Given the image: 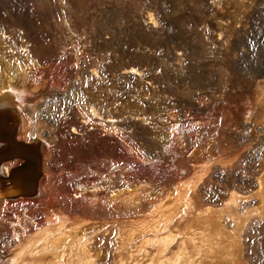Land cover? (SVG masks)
Here are the masks:
<instances>
[{
  "label": "rangeland",
  "instance_id": "rangeland-1",
  "mask_svg": "<svg viewBox=\"0 0 264 264\" xmlns=\"http://www.w3.org/2000/svg\"><path fill=\"white\" fill-rule=\"evenodd\" d=\"M3 90L50 193L0 204V264H150L208 210L264 264V0H0Z\"/></svg>",
  "mask_w": 264,
  "mask_h": 264
},
{
  "label": "bare ground",
  "instance_id": "bare-ground-1",
  "mask_svg": "<svg viewBox=\"0 0 264 264\" xmlns=\"http://www.w3.org/2000/svg\"><path fill=\"white\" fill-rule=\"evenodd\" d=\"M150 23L156 25L157 21L154 17L150 16ZM22 108L20 97L17 94L8 90L0 91V162L1 159L3 160L15 154H19L25 157L27 163H29V165L25 163L26 166H22L11 172V178H9L10 184L8 187H0V195L18 194L19 192H29L34 195L11 200H0V204L32 201L38 197L44 198L50 193L44 186L45 176L47 174V163L45 164L46 169H43V156L48 146L45 141L36 135L34 131H30L26 126ZM14 134L16 140L24 142L26 145H16L13 142ZM35 151H39L42 155V177L39 180V184L36 186L34 185L35 178H33L36 171V161H34ZM19 163L20 160L16 159L11 162H4L0 166V185L5 180L4 174L8 173L9 168ZM257 182L258 189L256 190V195L260 198V208H264V176L258 178ZM234 196L235 195H232L231 197ZM234 198H232L231 201H233ZM230 215L235 217L234 214L230 213ZM196 220L199 233L197 237H192L189 240L192 245L190 252L183 251V253H181V247H178L177 251L173 252L172 255L169 256V254L166 253L162 256L160 253L161 251H159L150 264H217L221 259L230 261L231 264H239L235 262L233 257L239 253L237 227H239V223L244 220V217L239 216L236 218V227L231 234H227L221 229L216 214H210L209 210L206 211L205 214L197 213ZM61 225L62 224H60V226ZM59 227L51 237L48 238L46 236L42 238L37 248L32 251V256L33 254L42 256L49 251V244L58 245L63 242V238L59 236V231H61ZM117 246L118 244L116 248ZM116 248L115 250L117 251ZM96 256L97 254H95V257ZM38 258L40 259L41 257H37L36 259ZM36 263L39 264V261ZM40 264H94V258H78L75 261H70L69 258L63 260L52 259L48 263Z\"/></svg>",
  "mask_w": 264,
  "mask_h": 264
},
{
  "label": "water",
  "instance_id": "water-1",
  "mask_svg": "<svg viewBox=\"0 0 264 264\" xmlns=\"http://www.w3.org/2000/svg\"><path fill=\"white\" fill-rule=\"evenodd\" d=\"M14 140L13 142L16 144V145H20V144H25L24 142H20L19 140H16L15 139V134H14ZM13 139V138H12ZM5 142H7L6 140H3ZM6 149V147H5ZM5 151V150H4ZM41 157L42 155L39 153V151H35V156H34V161L35 164H36V171H35V175L33 176V178H35V183L34 185H38L39 184V180L40 178L42 177V170H41ZM15 159H18L20 160V163L18 165H13L9 168L8 170V173L7 174H4V181L1 183L0 187H8L9 184H10V174L11 172L15 171V169H18L22 166H26L25 163H27V159L19 154H15L14 156H11L10 158H5V159H1V162H0V166L4 163V161H11V160H15ZM29 165V163H27ZM16 166V167H14ZM1 178V176H0ZM34 195L33 193H29V192H19L18 194H11V195H0V200H4V199H7V200H11V199H17L19 197H30Z\"/></svg>",
  "mask_w": 264,
  "mask_h": 264
}]
</instances>
